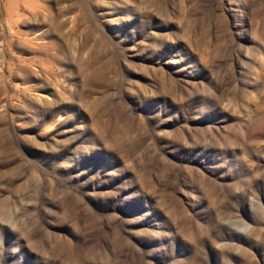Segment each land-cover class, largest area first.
Listing matches in <instances>:
<instances>
[{"label": "rangeland", "instance_id": "obj_1", "mask_svg": "<svg viewBox=\"0 0 264 264\" xmlns=\"http://www.w3.org/2000/svg\"><path fill=\"white\" fill-rule=\"evenodd\" d=\"M0 264H264V0H0Z\"/></svg>", "mask_w": 264, "mask_h": 264}]
</instances>
